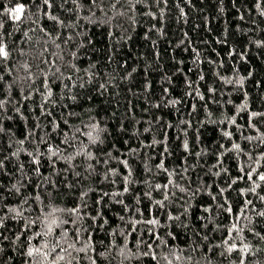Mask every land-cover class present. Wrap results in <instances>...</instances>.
Segmentation results:
<instances>
[{"label": "trees", "instance_id": "obj_1", "mask_svg": "<svg viewBox=\"0 0 264 264\" xmlns=\"http://www.w3.org/2000/svg\"><path fill=\"white\" fill-rule=\"evenodd\" d=\"M0 46V264H264V0H0Z\"/></svg>", "mask_w": 264, "mask_h": 264}, {"label": "snow or ice", "instance_id": "obj_2", "mask_svg": "<svg viewBox=\"0 0 264 264\" xmlns=\"http://www.w3.org/2000/svg\"><path fill=\"white\" fill-rule=\"evenodd\" d=\"M44 2L48 3V0H44ZM11 11L14 13V19L19 20L21 18L20 14L23 13V11H24V7H23V5H18L17 7L12 9ZM6 55H7V53L5 52V49L2 46H0V56H6ZM260 179L264 180V175L260 176Z\"/></svg>", "mask_w": 264, "mask_h": 264}]
</instances>
